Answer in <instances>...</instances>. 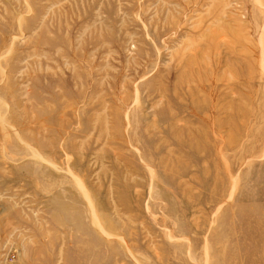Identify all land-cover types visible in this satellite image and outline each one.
<instances>
[{
	"label": "rangeland",
	"instance_id": "rangeland-1",
	"mask_svg": "<svg viewBox=\"0 0 264 264\" xmlns=\"http://www.w3.org/2000/svg\"><path fill=\"white\" fill-rule=\"evenodd\" d=\"M0 264H264V0H0Z\"/></svg>",
	"mask_w": 264,
	"mask_h": 264
}]
</instances>
